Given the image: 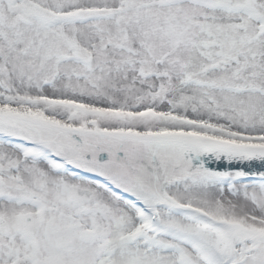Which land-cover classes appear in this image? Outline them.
<instances>
[{
  "label": "rangeland",
  "instance_id": "374dc122",
  "mask_svg": "<svg viewBox=\"0 0 264 264\" xmlns=\"http://www.w3.org/2000/svg\"><path fill=\"white\" fill-rule=\"evenodd\" d=\"M63 3L0 0L1 28L24 20L46 31L0 58V133L110 178L154 210L163 233H146L99 186L0 141V165L35 175L31 188L0 173V264H160L164 254L264 264V181L196 169L179 151L205 140L264 147V0ZM168 139L173 154L158 148ZM22 248L30 259L14 261Z\"/></svg>",
  "mask_w": 264,
  "mask_h": 264
},
{
  "label": "bare ground",
  "instance_id": "6f19581e",
  "mask_svg": "<svg viewBox=\"0 0 264 264\" xmlns=\"http://www.w3.org/2000/svg\"><path fill=\"white\" fill-rule=\"evenodd\" d=\"M38 2H41L43 5H46L50 8L54 7L55 9L61 8L64 4L63 3L64 0H38ZM11 25H12V22L10 20V22L7 23L5 28H1V26H0V58H1V56H4V54L6 57V55L11 51V49H13L14 43H19V44L22 43L23 44L25 42L30 43L32 41L39 42L46 37V31L45 30H41V29H38L36 27H31L24 20L22 21V24L21 23L19 24V26L16 25L15 27H13V25L12 26ZM2 62L3 61L0 60L1 64L6 63L5 61L3 63ZM12 155H13V153H11V157H12ZM252 155H254V157L256 158L255 152ZM1 159L2 158L0 155V160ZM0 173L2 174L3 177L11 178L10 183H13V184H16V182H18V180L24 176V179L26 182L25 184L32 188L31 185L33 184V179H34L35 175H34V172L32 170H30V168L28 166H25V165L17 166L15 164V162L9 160L8 162L0 165ZM65 176H67V175H65ZM12 179H14V180H12ZM100 194H101L102 198H105V197L108 198V196H109L102 189H101ZM241 196H240V199L238 198L237 204L242 203V199H241L242 197ZM230 207H233V206H230ZM224 231L227 234V236L229 237V239L231 240L232 234H231L229 228L224 229ZM15 233L16 232H12L10 234L14 235ZM0 244L3 246V243H0ZM22 249H23L22 251H17V254L20 253V256H18V258L14 257V261L24 262V261H27L28 259H30L29 250L27 248H25V249L22 248ZM2 255L3 254L0 251V257H2ZM6 255L7 254H4L3 256H6ZM156 256H157V260H159L160 264H175V260H174V257L172 255L164 254V255H156ZM241 259L242 258L236 259L234 264H240L242 262ZM2 260L5 261L6 259L3 258ZM79 262H81V260L79 258H77L75 263H70V264H79ZM81 263L82 264H90L91 262L89 261V259L86 258Z\"/></svg>",
  "mask_w": 264,
  "mask_h": 264
},
{
  "label": "water",
  "instance_id": "95a60500",
  "mask_svg": "<svg viewBox=\"0 0 264 264\" xmlns=\"http://www.w3.org/2000/svg\"><path fill=\"white\" fill-rule=\"evenodd\" d=\"M180 151L193 166L215 173L234 172L247 179L264 178V149L232 147L219 142L206 141L196 150L192 144H182ZM255 152V156L252 155Z\"/></svg>",
  "mask_w": 264,
  "mask_h": 264
},
{
  "label": "flooded vegetation",
  "instance_id": "af4514ba",
  "mask_svg": "<svg viewBox=\"0 0 264 264\" xmlns=\"http://www.w3.org/2000/svg\"><path fill=\"white\" fill-rule=\"evenodd\" d=\"M173 141H174V139H168L167 141L164 140L163 142H164L165 144H164L163 148H162L161 146H158L159 150H161V153L166 154V152H167V153L173 154V153H174V150H173L174 148H171L169 145H166V143L173 142ZM96 148H97L98 150H100V146L97 145ZM109 152H110V151L104 152V154H103L102 156H100V160H104V159L109 158ZM118 154H119L120 156L125 155V153H123L122 151H119ZM126 156H127V154H126ZM126 156H125V157H126ZM125 159H129V156L126 157ZM120 160H121V158H119L118 161H120ZM187 162H188V161H187Z\"/></svg>",
  "mask_w": 264,
  "mask_h": 264
}]
</instances>
